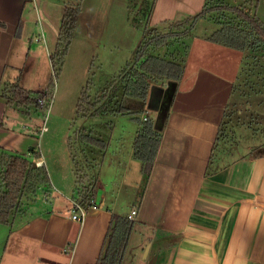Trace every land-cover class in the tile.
Wrapping results in <instances>:
<instances>
[{
    "label": "crops",
    "instance_id": "0c3cea01",
    "mask_svg": "<svg viewBox=\"0 0 264 264\" xmlns=\"http://www.w3.org/2000/svg\"><path fill=\"white\" fill-rule=\"evenodd\" d=\"M34 1L0 0V90L18 78L21 86L32 89L38 78L44 81L49 75L59 30L48 31L40 24L37 38L44 47L33 43L23 16ZM127 3L123 0L113 8L118 15L110 29L115 30L117 22L129 24L135 36L138 31L129 22ZM205 3L157 0L151 25L196 15ZM193 36L183 78L170 100L169 81L154 82L147 99L134 98L128 108L141 113L142 120H153L162 131L141 202L136 204L142 180L135 178L126 190L140 124L133 135L113 125L97 171L98 208H90L81 223L73 220V172L54 176L43 156L38 165L47 166L53 187L44 200L52 207L34 206L29 218H18L12 225L0 223V264H99L115 217L128 216L133 209L138 214L120 264H264V151L236 154L219 136L246 53L209 41V34ZM32 61L36 69L24 85L20 71ZM5 111L6 100L0 95V146L24 153L36 142L25 132L27 124L20 132L15 116L2 127ZM64 193L71 194L62 203L55 195Z\"/></svg>",
    "mask_w": 264,
    "mask_h": 264
},
{
    "label": "trees",
    "instance_id": "16d2710c",
    "mask_svg": "<svg viewBox=\"0 0 264 264\" xmlns=\"http://www.w3.org/2000/svg\"><path fill=\"white\" fill-rule=\"evenodd\" d=\"M83 0H69L64 7V12L57 35L55 50L50 54L53 76L43 91L26 89L20 84V78L11 85H4L0 95L6 100L5 118L1 123L7 127L5 120L10 110L19 111L25 116L48 111L55 96L56 85L65 65L74 34L83 9ZM214 0H206L203 10L196 15H187L176 20H166L161 25L167 24L169 31L159 32L158 27L151 25V16L154 3H149L145 9H140L133 14L135 0L128 2V18L131 24L146 34H152L146 42L141 43L136 50L133 60L128 61L121 73L107 82L106 87L95 95L90 93L89 84L84 87L76 106V118H96L113 114L129 112L126 107L118 103L119 97H133L146 100L152 81L167 80L177 83L183 78L185 62L189 50L186 37L193 32L198 21L208 10V4ZM146 3H144L145 5ZM259 0L241 5H222L224 11H235V22H221L220 28L208 36V40L232 49L243 52L251 51L252 54L264 55V22L257 15ZM150 5V6H149ZM217 6V5H216ZM214 6V7H216ZM150 8V10H149ZM217 8V7H216ZM140 16L139 18L137 17ZM157 32V33H156ZM173 39V40H172ZM173 49L181 53L185 49L183 58L175 54L168 59L159 54L152 53L153 48L167 46L170 42ZM183 43V44H182ZM185 43V44H184ZM153 45V46H152ZM151 49V50H150ZM180 60V61H179ZM121 92V93H120ZM120 93V95H119ZM121 101V99H120ZM135 120L140 124L134 143V158L142 163L143 180L137 198L141 202L144 190L152 172L158 150L161 145L162 131L157 129L153 120H142L138 115ZM222 133L220 129L219 136ZM73 139L76 143L91 148L100 159L96 160L94 167L97 171L108 149L109 141L92 133L86 126L75 130V136L69 137V149L74 162L75 187L73 200L84 207L91 205L95 198L97 187V171L93 173V166H88L80 158V152L75 153ZM90 149V151H91ZM42 155L37 148L30 147L27 152L11 151L0 146V223L12 225L27 213L26 204L36 202L40 190L48 196L52 192V183L48 168L45 164L38 165ZM134 222L127 216H116L107 237V244L99 264H120L128 246Z\"/></svg>",
    "mask_w": 264,
    "mask_h": 264
},
{
    "label": "rangeland",
    "instance_id": "374dc122",
    "mask_svg": "<svg viewBox=\"0 0 264 264\" xmlns=\"http://www.w3.org/2000/svg\"><path fill=\"white\" fill-rule=\"evenodd\" d=\"M68 1L35 0L27 5L23 18L28 21L27 25L30 27L31 37L34 38L33 43L38 45L40 49L44 47L43 42H38L37 38L40 33V24H44L48 31L49 29L59 30L64 7ZM154 1L156 4L157 0H135L133 14L138 13L137 11L140 9H145L149 3H154ZM252 1L255 2L256 0ZM82 2L83 9L75 38L62 73L58 78L50 109L30 116H25L21 112L11 109L7 116L8 119L5 120L6 123H9L15 116L19 121V125L17 127L15 123L14 126L19 128L20 132L25 131L24 125L27 124L28 129L25 132L30 133V139L36 142L34 144L36 147L33 145L30 147L37 148L40 151L42 157L44 156L47 160L52 174L61 177L67 172L69 175L73 172L74 180V162L69 156L71 154L69 137L75 136V130L86 126L95 135L109 141L113 125L117 126L116 129L130 132L131 135L134 134L135 127L138 125L135 118H132L134 113L128 109L136 102V99L131 97H119L121 101L118 100V103L124 107L126 106L129 112L123 114L110 112L102 117L77 119L75 116L76 106L83 88L89 84L92 95L101 92L108 81L121 73L127 61L134 59L138 46L146 42L152 35L146 34L144 37L143 31L133 26L130 20V24L138 31L135 32V36L130 32L129 24L119 26L120 22H117L116 29H110L114 17L118 15L116 11L113 12V8L115 6L120 7L119 5L122 4L123 0H83ZM249 2L251 0H214L210 2L207 7L208 10L199 19L195 30L186 37V44H184L187 45V41L193 42L192 40L196 38L193 34L198 35L197 37H202L205 34L210 35V33L220 28L221 22H235V11L221 10L220 8L223 9L222 5L238 6ZM144 3L146 4L144 5ZM126 6L128 7V3ZM256 12L264 22V0H259ZM137 17L140 16L137 15ZM157 29L159 32L169 31L167 24L161 25ZM172 40L165 47L153 48L152 53L168 59L172 55L175 57L176 54L179 59H182L185 49L182 48L181 53L176 50L173 52V49L177 47L172 46ZM55 46L53 45L51 53L55 50ZM245 53L246 59L243 72L234 92L233 105L230 107L231 110H229L223 124L220 140H224L225 146L232 147L233 153L248 155L253 151H264V55L261 52L252 54L251 51H246ZM35 69L36 63L32 61L28 63L25 69L20 71L23 75L24 85L30 82ZM53 71L50 60L48 63V77L44 81L38 78L36 80L38 85H34L32 89L45 90L53 76ZM164 81L168 82L167 80H158L152 81L151 84L154 82L163 83ZM11 84L8 83L7 85ZM43 126H47V130H43ZM73 146L76 149L75 153L81 151L80 158L88 166H93L91 169H93V173H96L97 168L94 167V164H96V160L100 159V155H96L91 148L84 150L86 146L76 143L75 139H73ZM93 157L97 159L93 161ZM139 167H141L140 170ZM135 178H138L139 182L143 180L142 163L136 159L128 176L126 190H129L133 185ZM70 194H56L55 196H58L64 203L66 199L68 200L67 197ZM44 199V192L40 190L37 195L38 201L28 202L25 205L27 213L19 216V218L21 220L29 218L28 214L31 213L34 206L38 209L41 205H46ZM47 207L51 208L52 206ZM135 237L134 232L131 244L134 243Z\"/></svg>",
    "mask_w": 264,
    "mask_h": 264
},
{
    "label": "built area",
    "instance_id": "2783aa9c",
    "mask_svg": "<svg viewBox=\"0 0 264 264\" xmlns=\"http://www.w3.org/2000/svg\"><path fill=\"white\" fill-rule=\"evenodd\" d=\"M143 119L147 120V117H144ZM43 130H47V126H43ZM71 202L73 205L72 218L73 220L78 221L80 223L84 221L87 215V212L90 208H93V209L98 208L94 200L92 201L91 205H89L88 207H84L83 205H81L80 203H78L76 200H73V199H71ZM137 214H138L137 209H133L127 217L133 221ZM70 252H71L70 250L67 251V254H69Z\"/></svg>",
    "mask_w": 264,
    "mask_h": 264
},
{
    "label": "water",
    "instance_id": "95a60500",
    "mask_svg": "<svg viewBox=\"0 0 264 264\" xmlns=\"http://www.w3.org/2000/svg\"><path fill=\"white\" fill-rule=\"evenodd\" d=\"M169 95H168V99L170 100V98L172 97L173 91H174V87L176 86V83L174 82H169ZM157 129H159L157 126H155Z\"/></svg>",
    "mask_w": 264,
    "mask_h": 264
}]
</instances>
